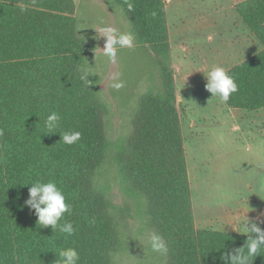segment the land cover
Returning a JSON list of instances; mask_svg holds the SVG:
<instances>
[{
    "label": "trees",
    "instance_id": "16d2710c",
    "mask_svg": "<svg viewBox=\"0 0 264 264\" xmlns=\"http://www.w3.org/2000/svg\"><path fill=\"white\" fill-rule=\"evenodd\" d=\"M115 1L140 40L168 48L163 0H127L132 11ZM235 12L258 47L226 69L238 90L225 105L251 112L264 107V0H244ZM75 26L73 0H0V264H56L61 247L75 248L79 264H114L120 246L109 202L93 179L105 150L101 104L95 78L89 75L88 87L79 78L87 48ZM174 101L169 78L141 98L117 156L120 176L145 198L148 225L168 246L166 264H225L221 255L243 246L247 233L196 228ZM52 111L60 114L61 132L81 133L77 143L44 132ZM36 180L54 181L64 192L73 236L37 224L24 204L31 184H22ZM252 264H264V254Z\"/></svg>",
    "mask_w": 264,
    "mask_h": 264
},
{
    "label": "rangeland",
    "instance_id": "374dc122",
    "mask_svg": "<svg viewBox=\"0 0 264 264\" xmlns=\"http://www.w3.org/2000/svg\"><path fill=\"white\" fill-rule=\"evenodd\" d=\"M73 1L75 32L87 48L79 69L95 78L101 104L105 150L93 179L109 202L120 240L114 264L167 263V255L154 253L146 245L147 233L154 230L148 225L146 200L127 188L117 162L120 147L132 134L141 98L162 90L165 78L171 79L181 124L196 228L240 231L245 215L260 227L264 220V107L251 112L229 108L205 88L211 66L228 69L258 47L235 12L244 0H197L196 4L195 0H163L169 49L140 40L115 0ZM204 22L214 25L211 44L204 45L211 55L207 58L192 51L195 36L204 34H197L196 26L201 31ZM102 24L122 32L131 29L136 37L134 48L118 50L115 64L99 50L104 40L96 29ZM117 73L123 82L118 90L111 86ZM212 184H220L222 190H212Z\"/></svg>",
    "mask_w": 264,
    "mask_h": 264
},
{
    "label": "clouds",
    "instance_id": "9594fccd",
    "mask_svg": "<svg viewBox=\"0 0 264 264\" xmlns=\"http://www.w3.org/2000/svg\"><path fill=\"white\" fill-rule=\"evenodd\" d=\"M127 3V0H125ZM128 11H132L133 5L127 3ZM155 15V13H153ZM96 31L99 37L104 40L103 50L100 52L115 64L117 62V54L119 49L134 48L136 39L134 32L129 29L121 31L117 27L110 24H102ZM89 73L81 71L80 80L88 87L92 82L88 79ZM205 88L211 93V97H218L221 102L226 103L230 95L238 90L234 77L228 71L219 65L211 66L205 75ZM111 86L115 89L123 87V82L119 80L117 73L112 77ZM60 114L58 112H50L43 121L44 132H58L60 139L64 144L72 145L80 140L81 133L79 131H60ZM2 135V130H0ZM31 184L28 188V198L24 204L34 210L37 217V224L41 227L51 226L52 229L58 230L65 238L73 236L76 229L72 222L64 219L65 213H70L71 206L66 203L64 192L57 186L54 181L43 182L36 180L22 184ZM246 214V213H245ZM64 221L61 223V221ZM243 224L241 233H247L243 246L235 248L221 255V259L225 264H252L255 256L264 254V230L256 223L250 221L246 215L240 221ZM237 232V231H236ZM147 247L154 253L167 255L168 246L163 236L156 231H149L145 237ZM58 257L56 264H79L80 256L78 251L73 247H61L58 249Z\"/></svg>",
    "mask_w": 264,
    "mask_h": 264
},
{
    "label": "crops",
    "instance_id": "0c3cea01",
    "mask_svg": "<svg viewBox=\"0 0 264 264\" xmlns=\"http://www.w3.org/2000/svg\"><path fill=\"white\" fill-rule=\"evenodd\" d=\"M201 1H203V0H201ZM198 2H200V0L198 1ZM197 3V0H195L194 1V4H196ZM198 5L200 6V3H198ZM199 6H196L197 8L199 7ZM195 7V8H196ZM201 7V6H200ZM207 8V7H206ZM198 10V9H197ZM196 10V11H197ZM209 10V9H208ZM172 11H174L173 10V8H172ZM197 14H195L194 15V17L196 16ZM177 17H179V14L177 15ZM181 17V16H180ZM191 19V21H193L192 19H194V18H190ZM205 23H207V22H204L203 24H200V30L201 31H199L198 29V26H196V33L197 34H200V33H202V32H204V34L202 33V35H200V36H195V38L193 39L194 40V44H196V46L194 47V48H192V51L194 52L195 51V53H200V56H201V58H207V57H210L211 55H209L208 54V49H205V47H204V45H208V44H211L210 43V41L212 40H210V34H212V30L214 29V25L212 24V26L211 27H209V26H207ZM197 24V23H196ZM202 27H203V29H202ZM195 30H194V32H195ZM200 32V33H199ZM168 47H169V44H168ZM169 49V48H168ZM194 49V50H193ZM243 60V59H242ZM240 62V61H239ZM238 63V62H237ZM236 63V64H237ZM235 65V64H234ZM232 67V66H231ZM230 68V67H229ZM234 109V108H233ZM202 179V178H201ZM214 184V183H213ZM212 184V186L210 187V188H212V190L214 189V187L216 188V189H219V191L220 190H222V187L220 186V184H218L217 186H214ZM190 191H192V185H190ZM191 199H192V197H191ZM192 207H193V202H192ZM204 229H206V228H204ZM228 231H230V232H236L237 230H235V231H233V230H228ZM237 233H241L240 231H237Z\"/></svg>",
    "mask_w": 264,
    "mask_h": 264
}]
</instances>
